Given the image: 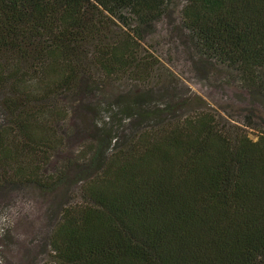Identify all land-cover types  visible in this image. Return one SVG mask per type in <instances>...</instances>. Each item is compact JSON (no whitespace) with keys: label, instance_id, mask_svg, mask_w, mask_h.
<instances>
[{"label":"trees","instance_id":"trees-1","mask_svg":"<svg viewBox=\"0 0 264 264\" xmlns=\"http://www.w3.org/2000/svg\"><path fill=\"white\" fill-rule=\"evenodd\" d=\"M168 1L0 0V97L10 115L0 182L51 191L83 179V201L61 209L48 264H264V134L230 131L209 112L143 126L161 118L143 106L146 92L121 124L96 121L102 77L89 57L109 79L148 72L130 15L147 24ZM184 22L204 54L238 65L254 85L261 78L264 0H188ZM132 102L140 128L126 134ZM80 111L91 112L90 130L62 127ZM71 137L83 152L59 161Z\"/></svg>","mask_w":264,"mask_h":264},{"label":"rangeland","instance_id":"rangeland-1","mask_svg":"<svg viewBox=\"0 0 264 264\" xmlns=\"http://www.w3.org/2000/svg\"><path fill=\"white\" fill-rule=\"evenodd\" d=\"M187 4L188 0H169L164 14L147 24L130 15V29L137 33L141 45L139 63H147L149 71L153 64L152 75L149 71L139 74L131 70L109 79L103 76L95 63L90 62L89 57L88 66L102 77L98 88L101 107L99 111L95 109L98 114L96 121L102 125L111 118V122L115 119L116 125L121 124L123 115H128L123 110L135 93L146 92L143 106L155 107L161 118L152 116L143 121V126L151 127L163 119H173L174 115L192 116L197 112H209L215 115L222 127L230 131L240 128L250 138L258 140L264 134V72H260L261 78L254 85L253 76L244 73L238 65L204 54L184 22ZM91 52L92 49L89 54ZM138 85L145 88L137 90ZM170 105L175 106L173 114L162 112ZM136 106L132 102V117L124 119L126 134L140 128L137 123L139 108ZM90 114L76 112L62 127L78 133L77 128L91 126L93 116ZM9 121L10 115L2 107L0 97V126L7 125ZM66 146L65 152L58 156L59 161L74 159L84 148L74 137L66 139ZM55 163L50 170H55ZM93 172L88 171L85 177L93 175ZM81 185L83 179L74 175L51 191L30 181L4 184L1 180L0 264L50 263L53 254L51 235L61 217V209L66 204L83 201Z\"/></svg>","mask_w":264,"mask_h":264}]
</instances>
